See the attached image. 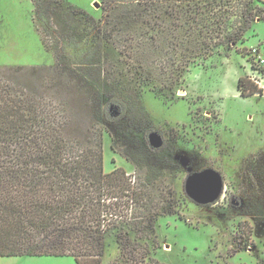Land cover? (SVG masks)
I'll list each match as a JSON object with an SVG mask.
<instances>
[{
    "label": "rangeland",
    "instance_id": "rangeland-1",
    "mask_svg": "<svg viewBox=\"0 0 264 264\" xmlns=\"http://www.w3.org/2000/svg\"><path fill=\"white\" fill-rule=\"evenodd\" d=\"M253 4L254 19H209L205 32L219 39L251 22L243 35L209 49L187 34L184 46L195 50L175 52L132 19L116 42L98 32L102 0H47L38 13L32 0H0V68L54 66L79 87L101 79L113 119L105 123L106 171L123 168L149 202H137V264H264V63L254 53L264 58V0ZM152 132L162 147L151 146ZM205 167L221 174L224 192L204 207L187 196L185 181ZM0 264L77 262L14 256ZM102 264H128L111 235Z\"/></svg>",
    "mask_w": 264,
    "mask_h": 264
},
{
    "label": "trees",
    "instance_id": "trees-1",
    "mask_svg": "<svg viewBox=\"0 0 264 264\" xmlns=\"http://www.w3.org/2000/svg\"><path fill=\"white\" fill-rule=\"evenodd\" d=\"M32 1L38 13L47 0ZM254 1L102 0L105 20L97 31L116 42L132 19L150 38L161 33L175 52L195 50L184 46L187 34L213 49L243 35L251 22L214 39L205 35L208 20L254 19ZM77 83L54 66L0 68V258L73 256L77 264H102L111 235L120 258L137 264V202L149 208L147 194L137 192L123 168L106 171L105 123L113 119L101 79ZM243 84L240 78L247 95Z\"/></svg>",
    "mask_w": 264,
    "mask_h": 264
},
{
    "label": "water",
    "instance_id": "water-1",
    "mask_svg": "<svg viewBox=\"0 0 264 264\" xmlns=\"http://www.w3.org/2000/svg\"><path fill=\"white\" fill-rule=\"evenodd\" d=\"M110 109L112 111V116H118L120 114L119 107L112 104L110 106ZM149 142L151 146L155 149H158L163 146V138L158 132H152L149 135ZM187 189L188 191L194 192L193 194H196L197 196L205 194L208 196V199L206 201L214 203L216 202L222 192L223 189V180L221 174L214 168H207L203 171H200L193 176H190L187 179ZM192 194V196H194ZM196 198L198 202H204L203 200H200L198 197Z\"/></svg>",
    "mask_w": 264,
    "mask_h": 264
},
{
    "label": "flooded vegetation",
    "instance_id": "flooded-vegetation-1",
    "mask_svg": "<svg viewBox=\"0 0 264 264\" xmlns=\"http://www.w3.org/2000/svg\"><path fill=\"white\" fill-rule=\"evenodd\" d=\"M207 168H211V167H205V168H202V169H199V170H192L191 172H189L188 174H187V177H186V181H185V192H186V194H187V196L190 198V199H192L193 201H195L196 203H198L199 205H202V206H208V205H212V204H214V203H211V202H208V201H206V199H208V196H206L205 194H203V195H200V196H197L196 194H193L194 192H189L188 191V189H187V185H186V183H187V179L190 177V176H193L194 174H196V173H198V172H200V171H203V170H205V169H207ZM222 180H223V177H222ZM223 192H224V181H223V189H222V192H221V195H220V197H219V199L221 198V196H222V194H223ZM192 194L194 195V196H192ZM194 197H198L200 200H203L204 202H198L197 200H195L196 198H194Z\"/></svg>",
    "mask_w": 264,
    "mask_h": 264
},
{
    "label": "built area",
    "instance_id": "built-area-1",
    "mask_svg": "<svg viewBox=\"0 0 264 264\" xmlns=\"http://www.w3.org/2000/svg\"><path fill=\"white\" fill-rule=\"evenodd\" d=\"M254 53H255V55H257L259 62H263L264 63V58L260 54V51H259L258 48H254Z\"/></svg>",
    "mask_w": 264,
    "mask_h": 264
},
{
    "label": "crops",
    "instance_id": "crops-1",
    "mask_svg": "<svg viewBox=\"0 0 264 264\" xmlns=\"http://www.w3.org/2000/svg\"><path fill=\"white\" fill-rule=\"evenodd\" d=\"M65 257V256H64Z\"/></svg>",
    "mask_w": 264,
    "mask_h": 264
}]
</instances>
